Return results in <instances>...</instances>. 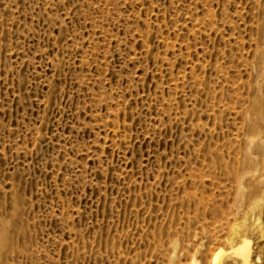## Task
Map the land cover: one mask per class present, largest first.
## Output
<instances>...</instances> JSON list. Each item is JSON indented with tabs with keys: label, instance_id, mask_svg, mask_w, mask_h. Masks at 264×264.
I'll return each instance as SVG.
<instances>
[{
	"label": "rangeland",
	"instance_id": "obj_1",
	"mask_svg": "<svg viewBox=\"0 0 264 264\" xmlns=\"http://www.w3.org/2000/svg\"><path fill=\"white\" fill-rule=\"evenodd\" d=\"M264 264V0H0V264Z\"/></svg>",
	"mask_w": 264,
	"mask_h": 264
},
{
	"label": "bare ground",
	"instance_id": "obj_2",
	"mask_svg": "<svg viewBox=\"0 0 264 264\" xmlns=\"http://www.w3.org/2000/svg\"><path fill=\"white\" fill-rule=\"evenodd\" d=\"M234 252L236 255L240 256L241 258V264H248L250 253L248 248V242L247 241H241L237 247H235ZM222 256V251H219L215 254L213 258L212 264H221L220 258Z\"/></svg>",
	"mask_w": 264,
	"mask_h": 264
}]
</instances>
